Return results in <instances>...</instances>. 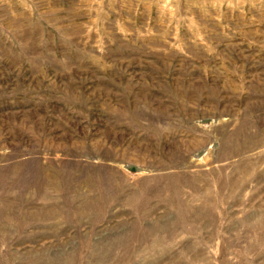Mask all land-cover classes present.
I'll use <instances>...</instances> for the list:
<instances>
[{
    "label": "rangeland",
    "instance_id": "1",
    "mask_svg": "<svg viewBox=\"0 0 264 264\" xmlns=\"http://www.w3.org/2000/svg\"><path fill=\"white\" fill-rule=\"evenodd\" d=\"M0 264H264V0H0Z\"/></svg>",
    "mask_w": 264,
    "mask_h": 264
}]
</instances>
